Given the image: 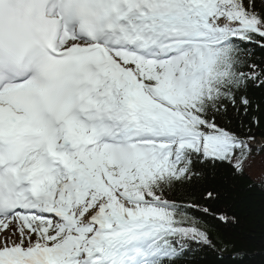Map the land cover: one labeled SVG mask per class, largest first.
<instances>
[{"label":"snow or ice","instance_id":"1","mask_svg":"<svg viewBox=\"0 0 264 264\" xmlns=\"http://www.w3.org/2000/svg\"><path fill=\"white\" fill-rule=\"evenodd\" d=\"M0 264H264V0H0Z\"/></svg>","mask_w":264,"mask_h":264},{"label":"rangeland","instance_id":"2","mask_svg":"<svg viewBox=\"0 0 264 264\" xmlns=\"http://www.w3.org/2000/svg\"><path fill=\"white\" fill-rule=\"evenodd\" d=\"M260 165H261V159H260V157H258V158H256V161H255V168H256L257 172L260 171Z\"/></svg>","mask_w":264,"mask_h":264}]
</instances>
